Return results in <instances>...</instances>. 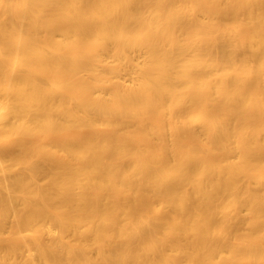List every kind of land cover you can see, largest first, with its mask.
Returning a JSON list of instances; mask_svg holds the SVG:
<instances>
[{"label": "bare ground", "instance_id": "1", "mask_svg": "<svg viewBox=\"0 0 264 264\" xmlns=\"http://www.w3.org/2000/svg\"><path fill=\"white\" fill-rule=\"evenodd\" d=\"M0 264H264V0H0Z\"/></svg>", "mask_w": 264, "mask_h": 264}]
</instances>
